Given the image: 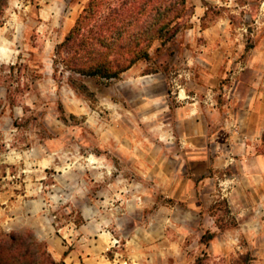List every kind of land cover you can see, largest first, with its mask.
Listing matches in <instances>:
<instances>
[{"label": "crops", "instance_id": "obj_1", "mask_svg": "<svg viewBox=\"0 0 264 264\" xmlns=\"http://www.w3.org/2000/svg\"><path fill=\"white\" fill-rule=\"evenodd\" d=\"M204 1L217 0L188 5L197 15ZM254 23L250 34L226 33L228 21L220 34H179L167 62L178 70L134 66L111 83L106 127L50 149L76 189L60 216L53 198L35 210L49 217L58 264H264V22Z\"/></svg>", "mask_w": 264, "mask_h": 264}, {"label": "rangeland", "instance_id": "obj_2", "mask_svg": "<svg viewBox=\"0 0 264 264\" xmlns=\"http://www.w3.org/2000/svg\"><path fill=\"white\" fill-rule=\"evenodd\" d=\"M88 1L10 0L0 27V241L13 231H31L53 259L49 217L35 210L53 198L60 216L67 204L61 203H71L76 189L75 184L65 188L59 157L49 151L61 144L76 146L79 135L91 141L93 128L106 127L109 120L112 82L67 69L57 51ZM203 3L197 15L189 6L193 13L180 34H220L222 21L230 22L226 33L250 34L258 26L255 19L264 22V0ZM176 38L160 51V42L154 44L153 60L144 62L148 70H178L167 65ZM69 157L75 160V152Z\"/></svg>", "mask_w": 264, "mask_h": 264}, {"label": "trees", "instance_id": "obj_3", "mask_svg": "<svg viewBox=\"0 0 264 264\" xmlns=\"http://www.w3.org/2000/svg\"><path fill=\"white\" fill-rule=\"evenodd\" d=\"M9 3L0 0V27ZM192 13L188 0H89L58 55L76 74L113 82L139 63L152 61L154 44L160 42V51L172 42ZM0 264L58 263L33 232L13 231L0 241Z\"/></svg>", "mask_w": 264, "mask_h": 264}]
</instances>
